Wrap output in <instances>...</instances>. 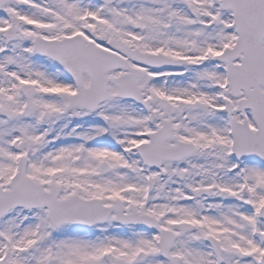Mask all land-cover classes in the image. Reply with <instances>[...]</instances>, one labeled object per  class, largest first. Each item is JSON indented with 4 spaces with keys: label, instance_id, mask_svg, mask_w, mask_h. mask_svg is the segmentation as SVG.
<instances>
[{
    "label": "snow or ice",
    "instance_id": "obj_1",
    "mask_svg": "<svg viewBox=\"0 0 264 264\" xmlns=\"http://www.w3.org/2000/svg\"><path fill=\"white\" fill-rule=\"evenodd\" d=\"M0 264H264V0H0Z\"/></svg>",
    "mask_w": 264,
    "mask_h": 264
}]
</instances>
